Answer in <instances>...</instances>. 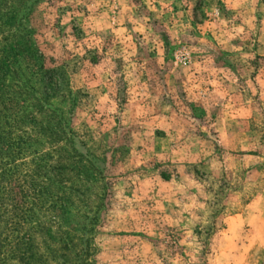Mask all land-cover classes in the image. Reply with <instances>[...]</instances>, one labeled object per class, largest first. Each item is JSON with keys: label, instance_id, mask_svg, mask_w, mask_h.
<instances>
[{"label": "rangeland", "instance_id": "rangeland-1", "mask_svg": "<svg viewBox=\"0 0 264 264\" xmlns=\"http://www.w3.org/2000/svg\"><path fill=\"white\" fill-rule=\"evenodd\" d=\"M23 2L0 0V38L25 20L88 151L33 145L65 165V208L32 224L60 230L46 264H264V0ZM66 232L90 251L51 254Z\"/></svg>", "mask_w": 264, "mask_h": 264}, {"label": "trees", "instance_id": "trees-1", "mask_svg": "<svg viewBox=\"0 0 264 264\" xmlns=\"http://www.w3.org/2000/svg\"><path fill=\"white\" fill-rule=\"evenodd\" d=\"M40 1L24 0L19 9L21 17H27ZM3 16L0 28L14 26ZM64 76L62 69L44 66L43 54L25 27V20L18 21L14 30L0 38V264H46L47 257L40 250L43 244L37 243V236L43 242L45 237L55 241L60 232L52 234L46 226L56 217L49 221L42 218L51 209L65 208L63 201L56 200L59 191L66 193V186L56 177L65 165L60 160L56 164L43 162L42 158L50 154L32 149L33 145L47 143L54 150L55 144L62 142L70 145L75 156L88 154L84 143L51 109V99L63 88ZM32 82L38 83L40 91ZM68 189L71 193L79 191L77 186ZM6 213L8 220L3 218ZM33 222L46 225L33 228ZM66 234V242L50 248L51 254L75 248L82 241L80 252L90 251L86 236Z\"/></svg>", "mask_w": 264, "mask_h": 264}]
</instances>
